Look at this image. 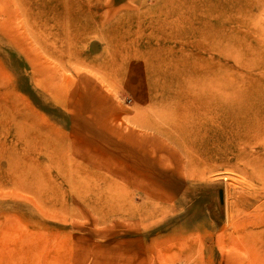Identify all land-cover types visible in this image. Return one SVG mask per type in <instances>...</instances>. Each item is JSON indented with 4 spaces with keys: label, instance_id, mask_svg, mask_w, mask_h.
<instances>
[{
    "label": "rangeland",
    "instance_id": "374dc122",
    "mask_svg": "<svg viewBox=\"0 0 264 264\" xmlns=\"http://www.w3.org/2000/svg\"><path fill=\"white\" fill-rule=\"evenodd\" d=\"M0 22V264H264V0Z\"/></svg>",
    "mask_w": 264,
    "mask_h": 264
},
{
    "label": "bare ground",
    "instance_id": "6f19581e",
    "mask_svg": "<svg viewBox=\"0 0 264 264\" xmlns=\"http://www.w3.org/2000/svg\"><path fill=\"white\" fill-rule=\"evenodd\" d=\"M19 3V2H18ZM262 5V4H261ZM16 7V6H15ZM23 7V6H22ZM63 8V7H62ZM260 8V7H259ZM17 11H19V10H17ZM21 12V11H20ZM20 12H17L16 14H17V19L15 20V21H19L20 22V19L19 18H26V20L28 19V21H29V23L31 24L33 21H30V19L29 18H31L32 19V17H33V15H32V12H29V14L27 13V12H24V14L21 12V14H20ZM58 12V11H57ZM12 13H15V12H12ZM5 14V13H4ZM55 14V13H54ZM57 14V13H56ZM13 15V14H12ZM25 15V16H24ZM18 16H20V17H18ZM54 16V15H53ZM73 16H75V14H73ZM6 17V16H5ZM76 17V16H75ZM75 17H73V19H74V21H76V19H75ZM14 18H16V16L15 17H12V19L14 20ZM22 18V19H23ZM34 18V17H33ZM77 18V17H76ZM80 18V17H79ZM258 18V17H257ZM5 19H7V20H9L8 18H5ZM12 19H10V20H12ZM35 19V18H34ZM78 19V18H77ZM251 19V18H250ZM12 20V21H13ZM60 20V19H59ZM80 20V19H79ZM255 20H256V18H255ZM71 21V20H70ZM73 21V22H74ZM7 22V21H6ZM14 22V21H13ZM254 21H252V23H253ZM257 22V21H256ZM256 22H254V23H256ZM1 23V22H0ZM10 23H11V21H10ZM76 23V22H75ZM251 23V24H252ZM2 24V23H1ZM18 24L19 23H16V25L18 26ZM26 24V23H25ZM28 25L29 27L32 25ZM13 25V24H12ZM15 25V24H14ZM15 25V26H16ZM23 25V24H22ZM41 25V24H40ZM40 25H38V26H40ZM43 25H45V24H42V27H43ZM48 24L46 23V25L45 26H47ZM24 26H27V24L26 25H24ZM23 26V27H24ZM28 26H27V28H28ZM251 26V25H250ZM258 26V28H260L259 27V25H256V27ZM1 27H3V24H2V26ZM19 27H20V25H19ZM15 28V27H14ZM14 28H12V29H14ZM21 28V27H20ZM27 28H25V29H27ZM41 28V27H40ZM19 29V28H18ZM29 30H31L30 28H28ZM2 30V29H1ZM22 30V29H21ZM21 30L19 31V32H21ZM63 30V29H62ZM32 31V30H31ZM254 31V30H253ZM256 31V30H255ZM23 32V31H22ZM64 32V31H63ZM258 32H260V31H258ZM5 34H6V32H4ZM16 33V32H15ZM261 33V32H260ZM257 34L256 33V35L258 36V37H256V36H254V37H256V40L257 41H259L260 43L261 42H264V35H262V34H264V33H262V34ZM21 34V33H20ZM58 34V33H57ZM60 34V33H59ZM7 35V34H6ZM19 35V34H18ZM22 35V34H21ZM24 35V34H23ZM7 36H9V35H7ZM20 36V35H19ZM25 36V35H24ZM23 36V37H24ZM32 37V36H31ZM80 37V36H79ZM35 40V39H34ZM262 44H264V43H261V45ZM258 45H260L259 43H258ZM17 46V45H16ZM262 47H264V46H261L260 47V49L262 48ZM258 48V47H257ZM256 51V50H255ZM260 51V50H259ZM257 52V51H256ZM261 74V73H260ZM199 84V83H198ZM196 86H199V85H197L196 84ZM233 90V89H232ZM231 94H226V95H228V96H233V95H235L236 96V92H230ZM198 95H201V93H197ZM193 106H194V103L192 102L191 103ZM191 105V106H192ZM251 109H253V108H257V110H255V112H256V114H254V115H256V116H253L252 114H253V112H247L244 116H242V115H240L242 118H244V119H251V118H253V119H255V117L257 118V119H260V120H262V119H264V103H261L260 105H258L257 107L256 106H252V107H250ZM219 110H221L222 111V107H220L219 106ZM200 114V113H199ZM199 117V116H198ZM180 118V117H179ZM195 118V117H194ZM201 118V117H200ZM199 118V119H200ZM230 118L231 119H233V116H232V114L230 115ZM242 121V120H241ZM199 123V122H198ZM201 123V122H200ZM198 125V124H197ZM197 130V129H196ZM195 130V132H199V130H197L196 131ZM201 130V129H200ZM195 132H194V134H195ZM231 132V131H230ZM205 134V133H204ZM212 135H213V133H212ZM215 136H216V134H215ZM217 138H218V136H217ZM215 139V138H214ZM206 150V149H205ZM219 194H220V192H218ZM224 209V208H223Z\"/></svg>",
    "mask_w": 264,
    "mask_h": 264
}]
</instances>
